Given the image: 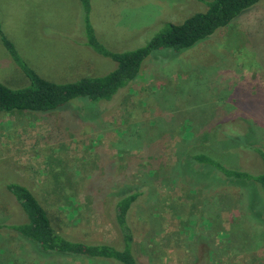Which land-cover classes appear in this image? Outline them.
Masks as SVG:
<instances>
[{"label":"rangeland","instance_id":"obj_1","mask_svg":"<svg viewBox=\"0 0 264 264\" xmlns=\"http://www.w3.org/2000/svg\"><path fill=\"white\" fill-rule=\"evenodd\" d=\"M211 1L90 0L86 11L79 0H0V83L30 85L4 37L41 77L72 83L117 68L87 46V25L106 49L133 51ZM219 31L181 53L153 52L136 81L99 102L95 119L80 112V100L53 112H0V223L15 211L6 198L17 183L35 194L57 231L118 246L114 196L143 185L148 199L129 213L140 264H264V224L250 211L252 203L261 211L259 196L215 176L192 180L183 169L193 142L215 149L225 131L254 128L264 148V0ZM217 152L228 167L263 168L258 156ZM0 264L120 263L42 256L3 229Z\"/></svg>","mask_w":264,"mask_h":264},{"label":"trees","instance_id":"obj_2","mask_svg":"<svg viewBox=\"0 0 264 264\" xmlns=\"http://www.w3.org/2000/svg\"><path fill=\"white\" fill-rule=\"evenodd\" d=\"M79 1L86 11H89L90 0ZM259 2L260 0H213L207 4L206 12L195 13L180 24H169L146 46L122 53H114L106 49L96 38L93 28L87 25L86 18L87 46L100 55L113 59L117 63V68L105 76L84 78L72 83L58 84L41 77L20 58L12 42L4 37L6 48L17 64L24 69L30 85L23 89H12L0 83V112L15 110L53 112L74 100H80L83 103L80 106V112L87 114L90 111L89 116L95 119L98 116L99 102L103 104L111 102L121 90L136 81L144 61L153 52L171 49L175 53H181L188 50L216 35L217 31L229 26L245 10ZM250 129L246 131L242 127L238 131H225L228 133L227 136L219 133L217 137L221 143L214 145L215 149L206 145L202 147L197 145L198 142H193L184 154L183 169L190 174L189 176H193L192 180L200 179L201 175L215 176L219 183L221 181L250 188L253 197L259 196L257 205L262 212L256 211V205L254 207L253 203L250 211L258 221L264 224V148L258 145L259 133L256 134L254 128ZM203 132L211 136L212 131ZM219 148L240 150L253 158L258 156L262 159L263 168L260 172H254L228 167L225 165L226 159L217 152ZM196 165L199 173L195 169ZM7 191L10 193L9 198H5L15 211L6 220L1 221L0 230L7 229L15 233L23 241L30 243L39 255L105 259L120 264H140L134 252V232L129 213L132 208H136L148 199L147 189L145 191L143 185L124 187L114 196L116 222L120 236L118 246L86 243L67 237L53 226L48 211L26 185L11 183L7 186Z\"/></svg>","mask_w":264,"mask_h":264}]
</instances>
